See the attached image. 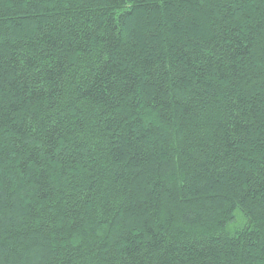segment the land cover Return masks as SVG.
<instances>
[{
    "label": "trees",
    "instance_id": "1",
    "mask_svg": "<svg viewBox=\"0 0 264 264\" xmlns=\"http://www.w3.org/2000/svg\"><path fill=\"white\" fill-rule=\"evenodd\" d=\"M0 264H264V0H0Z\"/></svg>",
    "mask_w": 264,
    "mask_h": 264
}]
</instances>
